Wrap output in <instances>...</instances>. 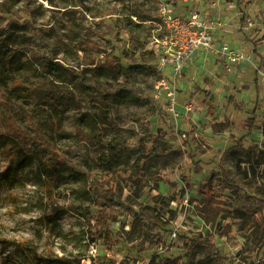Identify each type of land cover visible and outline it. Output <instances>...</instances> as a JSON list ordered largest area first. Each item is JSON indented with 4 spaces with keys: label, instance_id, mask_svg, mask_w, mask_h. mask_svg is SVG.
Masks as SVG:
<instances>
[{
    "label": "rangeland",
    "instance_id": "1",
    "mask_svg": "<svg viewBox=\"0 0 264 264\" xmlns=\"http://www.w3.org/2000/svg\"><path fill=\"white\" fill-rule=\"evenodd\" d=\"M167 1L215 19L225 49L163 84L149 49L159 0H0V264H264V0ZM11 123L74 170L29 155L8 172ZM107 167L148 176L141 188L112 172L102 207L75 170ZM179 235H213L217 250Z\"/></svg>",
    "mask_w": 264,
    "mask_h": 264
},
{
    "label": "built area",
    "instance_id": "2",
    "mask_svg": "<svg viewBox=\"0 0 264 264\" xmlns=\"http://www.w3.org/2000/svg\"><path fill=\"white\" fill-rule=\"evenodd\" d=\"M192 1V0H184ZM149 49L157 61L156 70L165 78L181 79L192 66L202 67L205 58L222 53L225 46L214 43L215 19L186 3L183 14L173 4L159 0L156 17L150 20Z\"/></svg>",
    "mask_w": 264,
    "mask_h": 264
},
{
    "label": "trees",
    "instance_id": "3",
    "mask_svg": "<svg viewBox=\"0 0 264 264\" xmlns=\"http://www.w3.org/2000/svg\"><path fill=\"white\" fill-rule=\"evenodd\" d=\"M242 21H245V15L242 16ZM138 66L145 70L149 69L156 72L153 66L147 65L146 63H142ZM254 84L256 87L258 86V81L256 77L254 78ZM201 91L205 92L204 90ZM209 98H210L209 100L211 101L214 100L213 96H210ZM48 99H51L52 103H57L55 96H53L51 93H48ZM256 119L257 117L254 111L252 113V117H249L245 120V125H247L249 130L254 128V123ZM10 128L12 129L13 135L19 138V144L15 150L12 149L13 161L11 162L12 165H10L7 168L8 172L9 169L14 168V162L17 165H19L29 155L36 156L37 159L45 166V168L49 170V172L52 173L53 175H55L54 171H56L58 168L62 166L74 170V167L72 165H69L67 162L59 159L54 154V148L51 145H49L41 136H33V137L28 136L26 133L22 132L17 127H15L12 123L10 124ZM241 144H242L241 141H239L237 146H240ZM50 154L51 155L54 154V156L48 157ZM75 172L81 175H85L88 178V186H87L88 192L92 197V199L94 200V202H96L102 207H108L116 197L115 189L110 184L112 181V172L117 173L124 179H128L129 181H131L132 183L136 184L141 188L144 186V182L146 180V177L148 176L147 171L141 167H137L135 171H130L126 169L115 170L112 167H107L105 170L99 172L98 174L84 173L79 170H75ZM47 177H49L50 180L54 179V177L48 174ZM221 181H222L221 175L219 173L213 172L208 178L207 182L198 187V193L202 195V199L205 200L207 198H215V197L217 198V194L219 193V188L221 187L222 184ZM216 205L217 204L214 203L210 204L211 212H213L214 209H218L219 206ZM127 209L133 216H137V214L133 211L131 207H127ZM216 232H218L220 236H224L227 235L228 229L226 226H220L218 227V229H216ZM178 238L184 241L186 248L189 250L193 248V246L198 242L208 245L210 248H212L215 251L217 250L213 235H210L207 239L204 240L201 239V237H198L197 239H193L185 235L182 236L179 235ZM160 264H185V263L182 262L179 257H176V258H163L160 261Z\"/></svg>",
    "mask_w": 264,
    "mask_h": 264
}]
</instances>
